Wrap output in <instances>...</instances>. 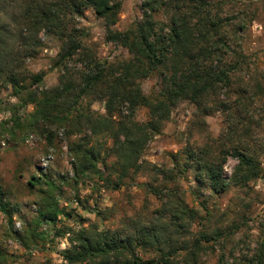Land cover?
I'll return each instance as SVG.
<instances>
[{
    "label": "trees",
    "instance_id": "trees-1",
    "mask_svg": "<svg viewBox=\"0 0 264 264\" xmlns=\"http://www.w3.org/2000/svg\"><path fill=\"white\" fill-rule=\"evenodd\" d=\"M226 1L238 0H143V18L120 31L116 29L122 9L119 0H0V93L11 87L21 105L33 106L24 118H14L15 126L43 134L50 142L54 128H63L69 139L78 137L69 143L75 176L99 177L108 183L99 168L106 162L99 137H110L111 155L118 159L113 165L119 175L116 186L130 173L136 176L149 170L153 180L159 176L162 183L174 181L178 172L193 170L195 181L212 193L264 178L257 150L248 140L253 124L262 125L256 119V103L264 96V82L259 67L238 43L244 29L241 21L228 35L230 23L221 7ZM85 8L103 19L107 39L126 48L129 58L102 60L86 45L85 34L71 27L72 16L82 15ZM234 10L228 12L231 17L236 16ZM158 14L165 19L157 20ZM42 35L61 43L54 59L61 74L50 88L38 86L44 73H32L26 63L45 46ZM72 62L80 64V70H72ZM150 77H158L161 86L147 95L142 81ZM186 101L196 107L198 126H203L207 115L221 112L229 123L226 135L238 142L230 140L227 155L213 153L209 144L188 145L173 155L176 164L170 169L143 164L149 142L162 133L173 109ZM95 102L105 104L106 114L92 109ZM141 108L147 111L146 122L137 119ZM228 154L238 160L229 179L223 175ZM42 182L41 176H33L29 185L38 187ZM147 186L152 194H163L162 188ZM3 195L0 187V204ZM178 204L171 209L165 203L149 221H131L128 229L65 232L70 247L61 251V264H198L202 252L214 249L209 243L221 233L194 234L191 220L196 212L182 201ZM61 213L56 203L46 205L37 223L56 222ZM140 252L154 257L143 259ZM253 263L264 264V246Z\"/></svg>",
    "mask_w": 264,
    "mask_h": 264
},
{
    "label": "rangeland",
    "instance_id": "rangeland-1",
    "mask_svg": "<svg viewBox=\"0 0 264 264\" xmlns=\"http://www.w3.org/2000/svg\"><path fill=\"white\" fill-rule=\"evenodd\" d=\"M119 1L122 9L116 29L125 31L133 22L143 18V0ZM221 7L222 15L229 19L228 35L240 21L244 26L238 34V43L259 67V79L264 82V0H238L235 4L226 1ZM234 8L236 16L231 17L228 12ZM156 19L162 21L165 17L158 14ZM71 27L85 34L84 42L98 58L116 61L130 57L126 48L107 39L105 22L91 8H85L82 15L72 16ZM43 37L45 46L26 63L32 73H44L43 83L38 86L50 88L58 84L61 74L54 61L61 43ZM70 67L75 71L80 70L81 65L72 62ZM160 86L158 77L142 81L147 95L157 92ZM256 105L259 110L256 119L262 125L257 128L253 124L248 140L257 150L264 168V96ZM92 109L102 114L107 112L103 102L93 103ZM32 111V105L20 104L11 87L2 89L0 187L4 191V202L0 204V264H61L64 262L61 251L70 247L69 234L65 232L89 227L99 233L128 229L131 221H149L163 204L174 209L179 207L180 201L196 212L191 220L194 234L201 231L221 233L218 240L209 243L214 244V249L202 252L198 264H255L254 257L264 246V178L250 182L246 187L232 186L226 191L212 193L195 181L193 170L178 172L174 181L166 183H162L159 176L153 180V173L149 170L136 176L130 173L120 186H116L119 175L113 165L118 159L111 155L113 140L108 136L99 137L106 161L100 163L99 168L111 183L99 177L93 180L78 178L73 169L69 143L79 138L69 139L63 128H54L50 142L36 131L17 128L14 118H24ZM195 115L194 104L188 101L179 103L162 133L147 145L141 157L143 164L173 168L176 164L173 155L183 152L188 145L201 148L209 144L213 153L227 155L226 151L233 144L231 141L237 143L238 139L226 135L229 123L225 116L213 112L205 117L203 126H198ZM147 118L146 109H139L137 119L146 122ZM180 160L181 163L184 161L183 155ZM237 163L238 160L228 154L224 177L229 179L232 176ZM33 176L43 178L38 187L29 185ZM147 184L162 188L163 194H152ZM55 203L63 210L57 221L37 223L40 209ZM58 230L65 234H59ZM140 254L143 259L154 257L149 252Z\"/></svg>",
    "mask_w": 264,
    "mask_h": 264
}]
</instances>
